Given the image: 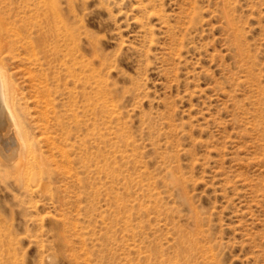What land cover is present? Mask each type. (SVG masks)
<instances>
[{
  "label": "rangeland",
  "instance_id": "1",
  "mask_svg": "<svg viewBox=\"0 0 264 264\" xmlns=\"http://www.w3.org/2000/svg\"><path fill=\"white\" fill-rule=\"evenodd\" d=\"M0 19L35 142L0 143V264H264V0H0Z\"/></svg>",
  "mask_w": 264,
  "mask_h": 264
},
{
  "label": "bare ground",
  "instance_id": "2",
  "mask_svg": "<svg viewBox=\"0 0 264 264\" xmlns=\"http://www.w3.org/2000/svg\"><path fill=\"white\" fill-rule=\"evenodd\" d=\"M35 11H38V9L36 8ZM50 28L52 27L50 26ZM39 29H41V26ZM43 32L40 31L39 33L40 34L38 37L39 45H45V41H47L46 39L48 35H51V32L50 33L49 32L43 33ZM5 44L12 46L15 44V40L11 37L10 29L6 27V23L2 19H0V143H2L3 145H10L11 147L13 146L11 149L6 150L8 156H6L5 158L6 160H8L9 156L10 158H12L11 156H15L16 154L20 155V158H23L22 153L25 152L27 149H34L33 147L35 145L34 144L35 142L33 143V141H31L30 135L27 133L26 129H24L25 127L23 126L22 122L19 120L14 110V103L11 99V91H10L11 86H9V84L11 85V83H8V77L6 72L7 70L5 67L6 61L5 59L3 60L2 58V48L3 45ZM45 64L46 66H49L48 69L53 68V66L49 64V61L47 59L45 60ZM35 65L36 66L40 65L41 70L44 72L46 71L45 69L42 68L44 64H40L36 61ZM67 70L69 71L68 68ZM41 85H43V83L37 85L38 91H43L44 89L47 88L45 86L42 88L40 87ZM12 87H14L13 84ZM12 98L14 97L12 96ZM2 128H6L7 130L6 134H3ZM21 160L19 159V161ZM42 161L43 159L39 158L37 161V166L44 167V163ZM18 168L22 170L21 165H19Z\"/></svg>",
  "mask_w": 264,
  "mask_h": 264
}]
</instances>
